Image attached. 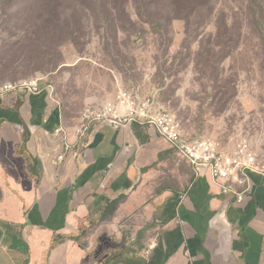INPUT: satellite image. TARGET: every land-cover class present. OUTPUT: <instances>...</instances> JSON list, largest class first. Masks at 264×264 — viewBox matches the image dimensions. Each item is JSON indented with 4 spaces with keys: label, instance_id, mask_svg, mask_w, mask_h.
<instances>
[{
    "label": "crops",
    "instance_id": "1",
    "mask_svg": "<svg viewBox=\"0 0 264 264\" xmlns=\"http://www.w3.org/2000/svg\"><path fill=\"white\" fill-rule=\"evenodd\" d=\"M6 43L0 86L57 89L54 71L9 58ZM98 101L75 115L57 92L0 99V264H264L263 178L240 205L153 127L99 123L79 142Z\"/></svg>",
    "mask_w": 264,
    "mask_h": 264
},
{
    "label": "rangeland",
    "instance_id": "2",
    "mask_svg": "<svg viewBox=\"0 0 264 264\" xmlns=\"http://www.w3.org/2000/svg\"><path fill=\"white\" fill-rule=\"evenodd\" d=\"M0 37L75 115L136 88L186 134L264 152V0H0Z\"/></svg>",
    "mask_w": 264,
    "mask_h": 264
},
{
    "label": "built area",
    "instance_id": "3",
    "mask_svg": "<svg viewBox=\"0 0 264 264\" xmlns=\"http://www.w3.org/2000/svg\"><path fill=\"white\" fill-rule=\"evenodd\" d=\"M43 82L44 79L34 78L1 85L0 99H7L14 93L40 95L47 92L55 97V87ZM157 98V93L143 95L136 88H120L113 98L91 105L82 112L77 129L79 142L99 123L117 130L134 123L153 127L178 157L194 167L198 175L209 171L224 196L244 204L253 189L252 175L257 174L264 180V152L247 137L225 150L211 138L186 134L176 115L161 107ZM66 150L69 151L70 146Z\"/></svg>",
    "mask_w": 264,
    "mask_h": 264
}]
</instances>
